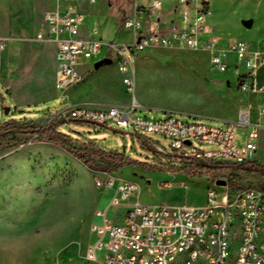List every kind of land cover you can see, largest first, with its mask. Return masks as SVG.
<instances>
[{
  "label": "rangeland",
  "instance_id": "1",
  "mask_svg": "<svg viewBox=\"0 0 264 264\" xmlns=\"http://www.w3.org/2000/svg\"><path fill=\"white\" fill-rule=\"evenodd\" d=\"M50 1L0 0V4L4 9L7 7V15L21 11L22 17L28 8L39 6L40 12L35 16L39 21L41 11L50 9ZM141 2L137 0V3ZM72 4L82 9L76 1ZM201 4L202 0H197V5ZM10 6L12 10H8ZM82 6L90 10L88 23L96 22L97 37L102 42L130 41L132 33L120 29L122 12L126 9L124 0H95L93 4L82 0ZM207 7L211 10L205 23L209 28L207 34L221 38L225 43L224 50L236 39L253 43L255 36L264 32V0H207ZM186 8L192 18L194 6L190 3ZM177 10L181 12L182 6L178 5ZM246 20L252 21V27L243 25ZM176 21L173 20V25ZM26 30L31 34L33 25ZM105 54L103 49L97 59ZM225 60L233 62V57L227 52ZM230 66L227 64V68ZM94 71L90 70L86 77L94 74L99 78L119 80L114 60L104 64L96 73ZM132 75L134 95L142 106L137 109V115L154 118L171 113L184 121L220 126L225 121H236L240 109L249 106L247 103L241 106L243 101L251 103L254 98L252 92H256H248L243 97L245 91L240 85L248 77L234 76L230 70L219 72L211 67L209 52L185 46H153L137 52ZM48 80L47 72L43 83L47 84ZM226 81L229 82L226 84ZM70 104L66 92L55 90V97L50 101L38 107L23 106L17 110L0 83V122L14 118L29 124L34 123L30 119L36 115L51 122L53 119L50 117ZM4 106L10 108L7 114L3 112ZM247 111L251 121L258 117L259 112L254 106ZM61 127L71 134L74 146H84L87 138L94 137L97 149L116 150L148 164L159 162L163 165L166 158L171 162L177 161L178 167L183 164L180 159L162 157L141 148L138 136L130 129L79 124L73 120L66 121ZM33 137L12 132L0 137V264H92L84 259L91 237L89 227L97 221L94 212L101 208L99 202L109 192L94 184L95 176L101 172L89 169L60 147L34 141ZM148 137L168 154L172 152L167 139L156 134ZM145 141L155 149L150 141ZM258 159L256 162L264 165V158ZM115 173L136 184L139 201L144 205H202L207 187L216 178L226 180L229 186L233 183V187H264V176L237 172L234 167L189 174L187 171L169 173L126 166ZM170 174L177 176L172 179L173 187L166 188L164 183L170 181ZM7 178L10 183L5 185ZM259 239L264 240V226Z\"/></svg>",
  "mask_w": 264,
  "mask_h": 264
},
{
  "label": "built area",
  "instance_id": "2",
  "mask_svg": "<svg viewBox=\"0 0 264 264\" xmlns=\"http://www.w3.org/2000/svg\"><path fill=\"white\" fill-rule=\"evenodd\" d=\"M162 2L150 0L147 5L134 2L131 13L120 24L121 30L134 33L127 43L102 42L95 24L82 36L84 15L72 6L43 13L32 39L55 45L58 67L54 86L58 91L65 92L81 80L82 66H94L108 57L114 60L125 93L130 97L127 104L71 103L50 118L130 129L150 141L157 151L168 154L148 137L156 134L169 141L172 152L168 155L183 162L240 164L251 160L263 125L260 121L251 122L246 110L238 113L236 121H225L220 126L184 121L171 113L160 118L137 115V109L142 106L134 95L132 66L135 54L146 48L185 46L207 51L211 67L219 72L226 70L225 55L231 52L246 70L239 76L249 79L262 61L260 51L251 50L244 40H235L223 51L214 47L209 36L204 37L209 32L205 25L210 14L207 0H202L201 6L197 0H179L181 4L194 6L193 17L184 9L182 18L167 32L140 31L142 23L151 20L161 9ZM4 49L5 41L0 38V56ZM103 49L106 54L97 59ZM240 87L243 91H255L253 83L245 79ZM258 116L264 118V113L259 112ZM238 127L246 129L241 147L234 141ZM216 179L210 185H216ZM94 184L109 191V199L94 212L99 220L90 224L85 261L86 257H96L101 264H172L167 262V255L184 252L185 258L195 264H264V241L259 239L264 220V187H230L226 183L217 185L220 193H209V185L202 205H144L139 201L136 184L114 172H101L95 176ZM164 187L173 185L165 182ZM122 205H126L125 209L117 213ZM224 219H231V226H224ZM236 229H243V237H236ZM194 238H201V245H194ZM138 248H146V255H138Z\"/></svg>",
  "mask_w": 264,
  "mask_h": 264
},
{
  "label": "crops",
  "instance_id": "3",
  "mask_svg": "<svg viewBox=\"0 0 264 264\" xmlns=\"http://www.w3.org/2000/svg\"><path fill=\"white\" fill-rule=\"evenodd\" d=\"M72 1H76L77 5L81 6L82 9L79 10L74 7ZM124 1L126 2V9H124L122 12V21L131 13L134 2L137 3V0ZM94 2L95 0H93V2H90L88 0L89 4H93ZM149 3L150 0H142L141 3L137 4L147 5ZM188 4L190 3H187L185 5L181 4L179 0H166L162 2L161 9L156 12L155 16L151 20H146L142 23L140 31L149 32L152 30H156L159 32H167L169 29H171L173 25V20H178L182 18L181 13L184 9H187L186 6ZM178 5L182 6L181 12L177 10ZM69 6L74 7L76 10L80 11L84 15V22L80 29V33L82 34V36L86 34L87 29H90L93 24H95L97 27L96 22H93L92 25L88 23L91 13L86 6H82V0H51L49 3L50 9L66 8ZM8 10H12V6L8 7ZM46 10L43 9L41 11L39 21H37L35 19V16L40 12L39 6L28 8L24 16L22 17L21 11H18L14 15H7V7L6 9H4L3 5L0 4V38H3L5 41V49L0 56V83L6 89V92L9 97L13 100L14 107L17 110H20L23 106L38 107L40 104L46 103L55 97V90L57 89L54 86V81L56 70L58 67L56 47L53 43L35 41L32 39L36 29L42 22V16ZM30 25H33V31L31 34L26 30L29 28ZM131 33L132 38L134 33ZM206 36H209L212 39L213 45L216 47V49L227 51V49L229 48L228 47L224 50L223 47L225 46V43L222 41L221 38H217L216 35H204V37ZM216 38L218 39V41L216 40ZM230 45L231 43L228 44V46ZM249 47L251 50L260 51L262 61L257 64L252 78L247 80V83H253V87L256 91L252 92L254 93L253 101H251V103H249L248 101H243V104L241 106H244V104L247 103L249 105L248 108L254 106L258 110V112L264 113V32L258 33V35L255 36L253 43L249 44ZM228 53L230 54V56L233 57V62L226 61L227 64L231 66L229 68H226L224 72L230 70V72L234 76L244 74L246 71L244 66L237 62L233 53ZM251 60L253 59L251 58ZM232 64L234 66H232ZM99 68L95 69L94 66L85 65L79 69L81 74V80L75 86L65 91L68 94L71 103L93 105L114 103L127 104L129 102V97L125 93L124 86L121 83V75L117 71L116 65L115 71L119 75L118 81L111 80L105 77L99 78L94 74L89 77H86V75L89 74L90 70H95L94 72L96 73ZM47 72L49 75V82L46 84L45 82L43 83V77L44 74ZM228 82L229 81H226V84ZM248 92L251 91H245L244 93H242V96L246 97V94ZM248 108L243 107L240 109V111H247ZM45 119L46 118L44 117L36 115L30 120L37 124H46L48 123V121ZM257 121H260L263 127L259 131L258 148L251 159L254 161L259 160L258 158H264V118H260L258 116L254 121L252 120L251 122ZM245 133L246 129L243 127H238L235 129L234 141L236 146L241 147L243 145V143L245 142ZM129 170L131 171V169ZM170 175L171 179L168 182H172V179L177 176V174ZM8 180L9 178H7V181L4 183L5 185L10 183L8 182ZM207 186L208 185H206V187ZM211 186L212 185H210L209 188ZM179 188L182 189V186H180ZM108 193L109 192H107L105 194V198H103L99 202L101 208L102 206L104 207V205L108 201ZM129 202L130 200L127 201V203ZM125 207L126 205H122L118 207L117 210H121L122 212ZM96 220L98 221L99 218H96ZM263 226L264 223L262 227Z\"/></svg>",
  "mask_w": 264,
  "mask_h": 264
},
{
  "label": "trees",
  "instance_id": "4",
  "mask_svg": "<svg viewBox=\"0 0 264 264\" xmlns=\"http://www.w3.org/2000/svg\"><path fill=\"white\" fill-rule=\"evenodd\" d=\"M68 120L56 117L53 121L46 124L26 123L14 118H10L4 122H0V137L8 133H23L34 135L32 140L44 141L51 143L63 149L68 155L83 163L86 167L94 171L115 172L126 166H132L147 170H161L169 173H179L187 171L189 174H200L204 170L214 168H229L234 167L237 172L256 173L264 176V165L257 163L254 160H249L240 164L232 163H211L206 160H189L183 162L181 167L176 165V162H171L168 158L163 161V165L159 162L148 164L145 161L134 159L126 154L119 153L116 150H101L95 147L96 139L87 138L84 141V146H74L71 134L62 130V125ZM74 121V120H73ZM79 124H85L80 121H75ZM143 138L138 136L140 146L143 149L150 150L162 157H168V154L161 153L155 150L149 143L141 141ZM228 184V183H227ZM230 187H233L231 183Z\"/></svg>",
  "mask_w": 264,
  "mask_h": 264
},
{
  "label": "bare ground",
  "instance_id": "5",
  "mask_svg": "<svg viewBox=\"0 0 264 264\" xmlns=\"http://www.w3.org/2000/svg\"><path fill=\"white\" fill-rule=\"evenodd\" d=\"M209 193H220V186L217 185L211 186L209 188ZM224 226H231V219H224ZM236 237H243V229H236ZM194 245H201V238H194ZM138 255H146V248H138ZM180 261L186 264H195V261H193L192 259L185 258L184 252H175V254L167 255L168 263L176 264L177 262ZM86 262L92 264H101L99 263L96 257H86Z\"/></svg>",
  "mask_w": 264,
  "mask_h": 264
},
{
  "label": "water",
  "instance_id": "6",
  "mask_svg": "<svg viewBox=\"0 0 264 264\" xmlns=\"http://www.w3.org/2000/svg\"><path fill=\"white\" fill-rule=\"evenodd\" d=\"M251 23H252L251 20L243 21V25H245V27H250ZM111 61L112 60L110 58H108V57L103 58V59L97 61L96 63H94V68L97 69L100 66H102V65H104V64H106L108 62H111ZM9 109L10 108L8 106H4L3 107L4 114H7L9 112ZM214 182H215L216 185H220V186L226 185V180H224V179H216Z\"/></svg>",
  "mask_w": 264,
  "mask_h": 264
}]
</instances>
